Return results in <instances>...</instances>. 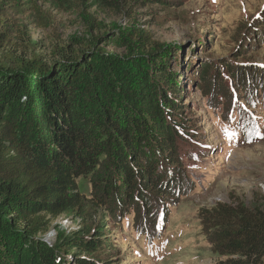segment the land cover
<instances>
[{
	"label": "trees",
	"instance_id": "1",
	"mask_svg": "<svg viewBox=\"0 0 264 264\" xmlns=\"http://www.w3.org/2000/svg\"><path fill=\"white\" fill-rule=\"evenodd\" d=\"M6 1L0 0V52L24 34L5 14ZM146 1L154 0H74L101 35L61 46L52 62L34 57L11 67L0 61V264H124L106 252L112 242L102 224L58 232L53 240L44 236L60 215L85 218L88 207L109 210L112 202L134 200L137 227L159 237L153 225L161 212L152 211L173 201L188 179L177 148L198 127L183 99L193 76L186 78L182 66L172 69L169 44L136 28L110 38L86 10L91 3L125 14ZM108 41L126 52L106 50ZM232 66L247 76L245 65L221 67L235 75ZM210 67L203 66L201 79ZM240 114L244 127L247 113ZM172 169L182 171L176 188ZM82 179L90 183L89 196L80 190ZM122 186V199H111ZM183 188L186 195L194 189ZM198 217L217 264H264V204L251 208L236 199L203 208Z\"/></svg>",
	"mask_w": 264,
	"mask_h": 264
},
{
	"label": "rangeland",
	"instance_id": "2",
	"mask_svg": "<svg viewBox=\"0 0 264 264\" xmlns=\"http://www.w3.org/2000/svg\"><path fill=\"white\" fill-rule=\"evenodd\" d=\"M12 1H6L5 14L22 26L24 34L0 52L5 66L34 57L52 62L61 46H74L102 33L87 23L74 0H17L10 7ZM90 4L87 12L103 23L110 38L131 28L148 32L172 47L173 70L182 66L186 78L193 76L183 99L186 114L198 127L177 148L188 179L181 190L176 189L173 201L152 211L161 212L153 225L158 238L155 233L149 238L146 230L137 227L134 200L112 202L109 210L88 207L85 218L64 213L51 222L44 236L53 240L58 232L70 234L89 224H102L112 242L106 252L119 255L124 264H217L218 257L202 233L199 211L236 199L251 208L264 204V0H154L125 14ZM104 42H97L96 48ZM105 48L126 52L117 41H108ZM225 62L247 66L248 77L237 76L233 66L235 75H231L221 67ZM205 64H211V71L204 80L200 76ZM216 73L223 79L215 80ZM244 111L249 121L244 120L242 127L239 115ZM173 171L170 178L176 177L172 183L176 188L182 171ZM80 182V190L89 196V181ZM184 184L193 185V191L186 195ZM116 190L110 198L122 199L123 186Z\"/></svg>",
	"mask_w": 264,
	"mask_h": 264
}]
</instances>
